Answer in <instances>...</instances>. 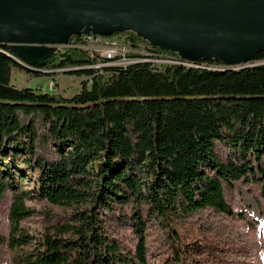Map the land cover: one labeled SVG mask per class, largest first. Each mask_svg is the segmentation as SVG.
<instances>
[{"label":"trees","instance_id":"trees-1","mask_svg":"<svg viewBox=\"0 0 264 264\" xmlns=\"http://www.w3.org/2000/svg\"><path fill=\"white\" fill-rule=\"evenodd\" d=\"M115 34L152 59H181L134 32ZM79 41L33 68L0 43V195L12 196L13 228L32 197L70 210L24 264H148V237L163 226L182 259L197 240L185 242L180 218L211 208L234 219L235 182L253 185L264 203V49L240 69L217 60L116 66ZM57 70L84 77L80 90L64 97L12 84L14 71ZM26 175L31 190L19 188Z\"/></svg>","mask_w":264,"mask_h":264},{"label":"water","instance_id":"water-1","mask_svg":"<svg viewBox=\"0 0 264 264\" xmlns=\"http://www.w3.org/2000/svg\"><path fill=\"white\" fill-rule=\"evenodd\" d=\"M126 31L179 58L240 69L264 49V0H0V43L30 68L73 37Z\"/></svg>","mask_w":264,"mask_h":264},{"label":"rangeland","instance_id":"rangeland-1","mask_svg":"<svg viewBox=\"0 0 264 264\" xmlns=\"http://www.w3.org/2000/svg\"><path fill=\"white\" fill-rule=\"evenodd\" d=\"M101 38L105 42L119 39ZM114 60L113 65L116 66L130 64L122 56ZM150 62L155 67L165 65L152 60ZM83 79L66 74L63 70L39 78H30L26 73L14 71L12 84L18 88L29 86L69 97L80 90ZM40 154L46 155L42 151ZM23 168V164L18 165L16 176ZM18 182L21 190L32 189L33 184L28 175ZM227 197L236 216L234 219L229 214L211 208L179 219V232L185 242L197 240L195 244L186 246L187 253L182 259H179L173 243L167 238L168 227H154L147 243L148 264H264V203L256 188L235 182L227 191ZM11 204L12 196L9 192L0 195V238L3 240L0 243V264H24L35 260L38 249H44L42 244L46 234H58V230L67 225L70 210L35 197L26 199L24 204L31 213L21 219L18 230H14L15 222L9 216ZM241 212L244 218H240ZM21 234L28 236L23 238L27 242L19 239Z\"/></svg>","mask_w":264,"mask_h":264},{"label":"built area","instance_id":"built-area-1","mask_svg":"<svg viewBox=\"0 0 264 264\" xmlns=\"http://www.w3.org/2000/svg\"><path fill=\"white\" fill-rule=\"evenodd\" d=\"M75 46V45H74ZM80 48L86 49L90 51L93 55L98 56L103 59H115L116 57L122 56L123 60H128L129 63H134L138 61H150L159 62V63H169V64H183V60L185 59H166L157 57L155 59H148V56H152L149 52L144 51H137L129 46V43L119 38L116 42H105L104 40H93L92 42H85V35L80 37L79 43L76 45ZM130 53H137L141 54L142 57H130L128 56ZM115 60L107 62L108 65H113ZM200 67H208V66H201ZM52 89V86L49 88Z\"/></svg>","mask_w":264,"mask_h":264},{"label":"bare ground","instance_id":"bare-ground-1","mask_svg":"<svg viewBox=\"0 0 264 264\" xmlns=\"http://www.w3.org/2000/svg\"><path fill=\"white\" fill-rule=\"evenodd\" d=\"M95 36H97V37H95ZM98 36H100V35H94V34L85 35V42H92L93 40H103V38H101V37H104V36H100V37H98Z\"/></svg>","mask_w":264,"mask_h":264},{"label":"flooded vegetation","instance_id":"flooded-vegetation-1","mask_svg":"<svg viewBox=\"0 0 264 264\" xmlns=\"http://www.w3.org/2000/svg\"><path fill=\"white\" fill-rule=\"evenodd\" d=\"M97 37V36H95ZM105 38L107 39H111V38H118V35L117 34H112V35H109V36H104Z\"/></svg>","mask_w":264,"mask_h":264}]
</instances>
